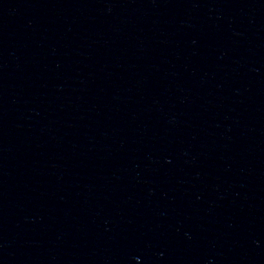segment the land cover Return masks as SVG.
Segmentation results:
<instances>
[{
    "label": "water",
    "instance_id": "water-1",
    "mask_svg": "<svg viewBox=\"0 0 264 264\" xmlns=\"http://www.w3.org/2000/svg\"><path fill=\"white\" fill-rule=\"evenodd\" d=\"M0 264H264V0H0Z\"/></svg>",
    "mask_w": 264,
    "mask_h": 264
}]
</instances>
